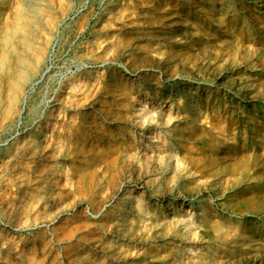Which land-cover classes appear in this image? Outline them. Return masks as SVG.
Returning <instances> with one entry per match:
<instances>
[{"label": "rangeland", "instance_id": "rangeland-1", "mask_svg": "<svg viewBox=\"0 0 264 264\" xmlns=\"http://www.w3.org/2000/svg\"><path fill=\"white\" fill-rule=\"evenodd\" d=\"M38 2L0 0V264H264V0Z\"/></svg>", "mask_w": 264, "mask_h": 264}, {"label": "bare ground", "instance_id": "bare-ground-1", "mask_svg": "<svg viewBox=\"0 0 264 264\" xmlns=\"http://www.w3.org/2000/svg\"><path fill=\"white\" fill-rule=\"evenodd\" d=\"M38 3H39L38 0H27V4L29 6L28 7L29 14L31 12H34V6L37 5ZM89 73H90V71L85 70L82 75H80V76L77 75V77H76V75H73L72 78H75V80H78L82 76H84V77L88 76ZM76 85H78V83H76ZM159 87L160 86H158V85H154L153 86V88L155 90V91L153 90V92H154L153 94L154 95H157L156 94L157 93L156 90L159 89ZM147 94H148V92H146V95H145L146 97H144V98H142V97L141 98H137L135 95H131L129 101L127 102V106H126L127 113L129 115V117L131 118L132 122L134 124L138 125L141 129L145 128L147 130V131H144L142 133L140 132V137L143 138L145 140V142L147 141V139L148 140L149 139H153L154 140V139H156L157 135H159V133L156 132V128H151V127L147 126V122H148L149 119L151 121H154L156 124H158L160 126L161 125L168 126L170 124V122H171V119L173 118V116H172V107H173L172 103H171V105L169 107L166 106L167 107V111H163V109L160 106L158 108V105H157L158 103L154 104L155 102L153 101V99H149L148 100L149 96L147 97ZM167 98H168V96H167ZM174 102H175V100H174ZM175 108H178V107H175ZM192 112H193V110H192ZM45 131L43 129L44 133L41 131V133L39 135V138L37 140L38 147H42L43 148V147H45L47 145V141H48V137H49L48 135L49 134H47ZM141 140H140V142H141ZM150 143H152V142H150ZM153 143H154V141H153ZM155 143L158 144V141L155 142ZM155 143H154V145H155ZM149 147H151V146H149ZM150 151H154V149H151ZM146 155L147 154H145V157H144V159H145V167H148L149 162L147 160L148 157L146 158ZM155 155H156L157 165H158L159 168H161L163 174L166 173V171L168 169L170 170V172H173V173H176L177 171H180V170L183 169V167L180 164V161L177 159V154H176L175 151L170 154V157L168 158V161L166 163H164L165 162V160H163L164 157L162 156V154L160 152H157ZM172 175L166 177L168 179V181H172L173 180ZM127 191L131 192L132 189H127ZM124 198L125 199L123 200V203H119L117 205H113L111 208L107 209L103 213V219H105V218H107L109 216L115 215L116 218H117V220L115 222V226L118 227V228H120L122 226H125L129 222L130 216H132V212H139V211L143 212L144 211L142 209V206L138 202L134 201L135 199H134V195L132 193L124 196ZM132 203H134V205H132ZM192 210L187 209L185 212L180 213L176 217V221L180 225L181 229L183 230L182 231L183 234L187 238H189L191 240H196L197 239V234H196V230H195L194 222H193V213L194 212H191ZM187 250L192 252L193 248L191 246H188Z\"/></svg>", "mask_w": 264, "mask_h": 264}]
</instances>
